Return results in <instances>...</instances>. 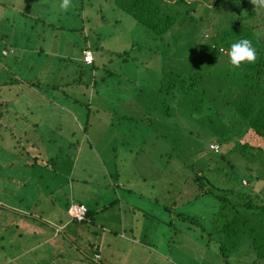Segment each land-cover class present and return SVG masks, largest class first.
Instances as JSON below:
<instances>
[{"label":"rangeland","instance_id":"1","mask_svg":"<svg viewBox=\"0 0 264 264\" xmlns=\"http://www.w3.org/2000/svg\"><path fill=\"white\" fill-rule=\"evenodd\" d=\"M241 1L263 16L255 21L262 31L264 8ZM57 3L48 0L43 13L53 26L51 38L35 47L24 43L25 32L41 28L23 20L46 11L41 0H0V264H223L213 236L206 235L216 200L191 197V173L181 161L193 160L195 169L207 163L221 186L220 168L240 162L229 155L209 158L207 151L203 164L197 154L203 140L193 151L184 139L158 137L168 133L167 120L136 124L144 111L161 113L146 97L169 57L154 54L151 34L141 36L126 14L102 0H73L76 10L60 15ZM83 46L91 50V73L80 63ZM125 49V63L111 59V52ZM112 199L117 202L109 206ZM70 202L92 210L90 217L71 219L65 213ZM241 250L227 254V263L249 264Z\"/></svg>","mask_w":264,"mask_h":264},{"label":"trees","instance_id":"2","mask_svg":"<svg viewBox=\"0 0 264 264\" xmlns=\"http://www.w3.org/2000/svg\"><path fill=\"white\" fill-rule=\"evenodd\" d=\"M47 1L41 0V7L46 11L37 18L25 16L23 22L30 21L33 26L38 24L41 29L32 31L29 28L25 32L28 35H25L24 43L37 47L38 40L50 37L46 35L53 26L48 23V13L43 15L47 12ZM56 2L60 6L62 0ZM102 2H106L111 10L126 14L139 27L141 36L146 32L151 34L155 44L154 54L164 59L169 57L170 63L162 77L154 81L155 92L146 97L156 109H161V113L152 115L144 111L140 114V120H135L120 112V117L123 116V121L131 120L132 124L135 120L136 124L144 127L151 125L153 119L167 120L170 126L168 133L158 135L164 142L173 141V137H176L177 141L183 143L184 139L192 146L203 140L202 148L197 150L203 164L202 154L207 151L210 152L209 158L223 161L229 155L240 162L230 163L226 170L220 168L223 171L219 172L223 186L215 184L218 179L214 174L218 171L212 167L210 169L207 163L206 167L200 169L193 167V160L181 161V164L187 173H191V186L188 188L194 189L191 197L195 199L198 195L208 194L216 200V210L209 218L210 229L206 234L212 235L217 243L216 256L223 264H228L227 254L242 248L249 264L263 260L264 28L259 31L258 23H255L263 16L259 15V11L255 13L250 10L241 0H205L193 2V5L188 0ZM74 10L76 7L70 6L66 11L59 9L58 14ZM219 13L222 14L214 19V15ZM203 33L206 39H202ZM243 38L252 42L257 59L254 63L243 62L238 68L233 67L229 62L228 51L233 42ZM83 49L91 52L87 46H83ZM42 52L40 48L37 56ZM112 53L111 59L119 58V63L129 59L128 49ZM4 56L7 57V53L1 57ZM86 66H89V72L93 71L92 62ZM79 92H82L80 87ZM73 102L81 103L76 98H73ZM143 109L149 108L145 106ZM4 114L0 108L1 126H4L1 120ZM177 120L183 121L181 129L175 127ZM210 140L215 143L216 151L207 149ZM240 164L241 167L237 166ZM243 180L246 185L242 184ZM116 202V199H112L108 205L112 206ZM127 210L132 212L134 208L127 205ZM90 213L92 210L85 207L82 221H86ZM192 224V219H188L187 228L191 229ZM93 251L91 258L96 260L97 255ZM236 257L240 258L238 255Z\"/></svg>","mask_w":264,"mask_h":264},{"label":"clouds","instance_id":"3","mask_svg":"<svg viewBox=\"0 0 264 264\" xmlns=\"http://www.w3.org/2000/svg\"><path fill=\"white\" fill-rule=\"evenodd\" d=\"M250 3L254 7L264 8V0H250ZM69 7L70 0H62L60 8L66 11ZM228 57L231 66L238 68L243 62L254 63L257 59V53L252 46V42L247 38H243L231 44Z\"/></svg>","mask_w":264,"mask_h":264},{"label":"built area","instance_id":"4","mask_svg":"<svg viewBox=\"0 0 264 264\" xmlns=\"http://www.w3.org/2000/svg\"><path fill=\"white\" fill-rule=\"evenodd\" d=\"M82 58L80 59L82 64H90L92 55L88 50L82 51ZM212 151L216 150V145H209ZM85 206L81 203H70L66 208V214L75 221H81L84 219ZM96 258V256H94Z\"/></svg>","mask_w":264,"mask_h":264},{"label":"crops","instance_id":"5","mask_svg":"<svg viewBox=\"0 0 264 264\" xmlns=\"http://www.w3.org/2000/svg\"><path fill=\"white\" fill-rule=\"evenodd\" d=\"M80 55H81V53H80ZM81 63V62H80ZM82 64V63H81ZM84 65V64H83ZM86 66V65H85ZM71 203V202H70ZM74 203H81V202H74ZM69 204V203H68ZM82 204V203H81ZM68 205H66V207H67ZM102 207L100 206V210H102L101 209ZM65 213H66V209H65ZM67 215V214H66ZM106 223H107V220H106ZM65 225V222H62L58 227L59 228H62L63 226ZM108 232H110V231H108ZM94 252V251H93ZM96 254V253H95ZM104 264H107V263H105V262H103Z\"/></svg>","mask_w":264,"mask_h":264}]
</instances>
